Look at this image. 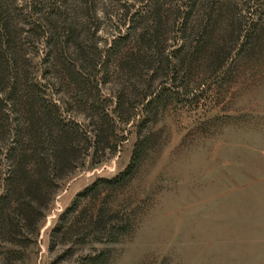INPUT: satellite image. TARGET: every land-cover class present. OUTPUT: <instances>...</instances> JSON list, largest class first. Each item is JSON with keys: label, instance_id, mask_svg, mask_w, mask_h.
I'll list each match as a JSON object with an SVG mask.
<instances>
[{"label": "rangeland", "instance_id": "1", "mask_svg": "<svg viewBox=\"0 0 264 264\" xmlns=\"http://www.w3.org/2000/svg\"><path fill=\"white\" fill-rule=\"evenodd\" d=\"M257 4L0 0L9 28L0 23V43L11 44L0 58V193L20 101L55 102L81 125L77 159L36 234L15 244L0 239V264H264V4ZM180 23L208 26L218 58L212 48L178 52ZM132 55L140 60L130 66ZM63 64L89 81L69 80ZM117 93L122 111L114 113ZM102 110L108 129L91 159L88 118ZM128 164L124 179L78 195Z\"/></svg>", "mask_w": 264, "mask_h": 264}, {"label": "trees", "instance_id": "2", "mask_svg": "<svg viewBox=\"0 0 264 264\" xmlns=\"http://www.w3.org/2000/svg\"><path fill=\"white\" fill-rule=\"evenodd\" d=\"M37 2H40V0H37ZM255 2L256 4L258 3L257 6H262V4H264V0L262 3H259L258 0H247V3H250L251 7H253V3ZM0 23H3L2 29L7 32L9 28L7 29V25L5 24L6 21L2 22L1 17ZM251 23L253 22L251 21ZM179 25V32L183 40L180 45H178V52L190 46L187 50H189L191 56H194L201 50L212 48L209 50L211 57L214 59L218 58L217 55L220 49H213V47H211V34L209 33L208 26L201 25L200 27L198 23L190 26H187L186 23H180ZM119 40L120 38L118 37L112 39L107 49H105V53L117 47ZM52 41L48 44L49 50H51L53 43L55 44V42ZM151 42L152 41L148 42L147 46L153 47L156 54H158L157 44L153 46L150 45ZM10 45L8 41L0 43V58L8 51ZM175 51H177V49ZM54 57V60H59L60 63L62 62L56 55H54ZM13 60L15 61L14 63H16L17 57H12V61ZM129 60L133 63L130 66H133L134 63L137 62L138 57H133L132 55ZM130 61H125L122 68L129 67ZM104 65L102 61L98 70L100 71L101 68L103 69ZM62 66L69 80H73L77 84H82V80L89 81V75L85 77L82 74L76 73L73 70L74 68L71 69L66 64ZM1 73H3V69L0 67V80L3 81L5 76H2ZM14 88L15 87L11 85L10 96L13 95ZM81 96L83 95H77V97ZM36 98L37 97H32L30 100L25 99L18 103V105H20L18 116V122L20 124L15 129V135L11 144L6 148L8 168L6 176L3 179L2 191L0 193V239H5L12 244H15L14 242H18L20 239L22 242H25L32 233L36 234L38 223L50 204V199L57 186L58 180L70 174L79 151V135H77V132L81 125L72 119L66 120V117L61 116L59 113L60 106L57 103L49 102L41 98L40 100H36ZM121 98L122 95L117 93L114 101L115 107L113 108L114 110H112L114 113L116 111H122ZM150 101L151 100H147L145 106H147V103ZM109 119L108 113L103 110L102 112H93L89 114L88 122L93 125L91 126V131L93 132L92 138L93 143L96 145H93L91 159L96 158L99 137L102 138L105 136ZM83 129V131L86 132V129ZM136 149L137 144L133 149L132 159L136 154ZM98 161L100 160H97V162ZM130 168L131 164H128L123 171L119 172L114 177L96 180L78 195H85L89 190L94 188L99 181L113 183L124 179L128 176ZM98 219L99 218L95 221L92 220L91 224L94 225ZM117 225L118 224L115 225L116 230L124 227L122 225ZM105 234L108 236L107 240H114L109 237L111 233L105 232ZM101 256L102 250L88 257L94 260Z\"/></svg>", "mask_w": 264, "mask_h": 264}]
</instances>
